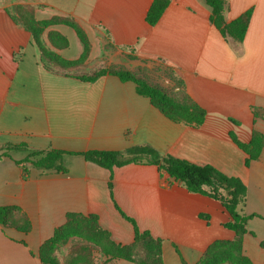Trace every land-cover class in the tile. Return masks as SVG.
Returning a JSON list of instances; mask_svg holds the SVG:
<instances>
[{"label":"crops","instance_id":"obj_1","mask_svg":"<svg viewBox=\"0 0 264 264\" xmlns=\"http://www.w3.org/2000/svg\"><path fill=\"white\" fill-rule=\"evenodd\" d=\"M153 1L0 0V147L25 143L37 151L82 153L147 145L159 155L212 165L246 184L240 210L260 217L247 222L242 251L254 264H264V144L247 167V154L231 137L247 144L258 133L264 142V117L255 113L264 112V0H227L228 23L251 11L241 43L211 23L205 0H170L150 25L146 15ZM20 7L32 11L34 21L49 22L41 44L63 61L80 59L87 45L88 61H105L102 68L141 66L160 70L156 75L166 81L168 74L181 78L186 94L205 110L204 122L171 120L137 93L134 82L117 75L83 81L59 72L12 17ZM67 28L81 42L74 57L64 55L70 47ZM9 155L0 159V207H18L31 228L25 233L0 224V264H40L42 243L68 213L96 215L117 244H132L134 227L115 203L141 232L162 240L164 264H197L214 242L236 237L224 226L231 215L219 201L188 191L157 165L130 163L111 172L68 155L67 173L32 168L24 175L15 161L27 152Z\"/></svg>","mask_w":264,"mask_h":264},{"label":"trees","instance_id":"obj_2","mask_svg":"<svg viewBox=\"0 0 264 264\" xmlns=\"http://www.w3.org/2000/svg\"><path fill=\"white\" fill-rule=\"evenodd\" d=\"M205 1L211 8L210 21L220 31L222 36L241 43L248 29L251 11L245 12L237 19L228 23L225 19L227 0ZM169 3L170 0H154L146 15L147 22L150 25H155ZM16 14V17H12L16 22L22 23L21 25L32 33L44 59L50 62V59H53L63 65H74L79 64L87 57L86 45V51L80 59L76 61H63L54 53L49 52L41 44L40 34L49 22L34 21L32 11L21 7L16 11ZM78 34L84 44H87L83 33L78 31ZM105 74L117 75L123 81L134 82L137 93L148 97L155 107L160 109L173 121L182 122L191 126H199L205 120V110L195 104L188 95L185 97L190 101V105L176 104L161 90L136 79L131 73L126 71L101 70L93 77L86 79L77 78L83 81H94ZM255 113L263 115L264 117V112L261 110L256 109ZM231 137L234 143L247 154L245 160L247 167L259 158L264 142L258 133H254L252 140L247 144L239 141L233 134H231ZM16 150L27 152V156L24 159L15 161L22 168L24 175H29L32 168L41 170L42 172L67 173L68 168L65 164V157L68 155H81L85 160L106 168L111 172L115 167H121L130 163L157 165L162 173L167 174L172 181L179 182L188 191L199 193L219 201L231 215V220L225 223L224 226L235 232V239L233 241L214 242L197 264H254L243 254L242 241L244 235L247 233V222L254 217L260 216L255 214L247 215L241 212L240 208L245 205L247 200V186L239 177L229 176L209 164L199 165L172 155H159L147 145L133 146L124 151L89 150L82 153H75L59 149L37 151L30 149L25 143L8 144L0 147V159L2 157H9L10 152ZM144 155L147 156L144 157ZM111 180L112 176L110 177L108 187L111 199L114 201ZM115 206L122 217L133 225L135 239L130 245H120L116 242L112 243L113 247L108 251L107 255L112 259H121L133 264H164L162 240L153 238L148 231L141 232L136 221L123 213L116 203ZM200 216L208 218L207 215L202 214ZM75 218L94 220L98 232L109 235L111 238L110 233L100 226L96 215L68 213L65 225L56 228L53 236L42 243L40 247V260L42 264H57L55 260L47 258L44 251L49 244L55 243L61 238L63 228L69 225ZM0 224L5 227H15L25 233H28L31 228L28 218L16 206L0 207ZM262 246H264V242Z\"/></svg>","mask_w":264,"mask_h":264},{"label":"rangeland","instance_id":"obj_3","mask_svg":"<svg viewBox=\"0 0 264 264\" xmlns=\"http://www.w3.org/2000/svg\"><path fill=\"white\" fill-rule=\"evenodd\" d=\"M66 31L70 39V47L64 52V55L68 57L77 56L81 49V42L74 31L68 28ZM50 60L53 68L59 69V72L84 79L95 76L101 70L126 71L131 73L136 79L161 90L174 103L190 105V101L185 97L187 94L183 89V81L176 75L168 74L171 81H166V79L163 80L159 75H156L158 71L161 73L160 70L141 66L136 67L134 70L107 69L100 67L105 64V61L100 64L94 61H88L87 57L79 64L74 65H63L53 59ZM114 242L109 235L98 232L94 220L75 218L69 225L63 228L61 238L46 247L44 254L47 258L55 260L57 264H117V259H112L107 255L108 251L112 249V243ZM122 263L130 264L125 261ZM40 264H42L41 260Z\"/></svg>","mask_w":264,"mask_h":264}]
</instances>
